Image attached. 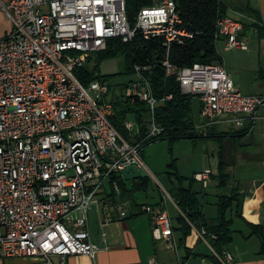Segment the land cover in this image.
<instances>
[{
	"label": "built area",
	"instance_id": "built-area-1",
	"mask_svg": "<svg viewBox=\"0 0 264 264\" xmlns=\"http://www.w3.org/2000/svg\"><path fill=\"white\" fill-rule=\"evenodd\" d=\"M126 3L0 0V13L9 21L0 37V264L38 258L53 264V256L62 264L74 256L94 259L100 250L90 240L94 208L103 211L104 225L130 215V205L120 200L112 179L130 166L146 171V165L142 142L131 143L111 121L113 96L147 106L145 140L163 135L155 114L172 96L156 97L142 73L148 68L137 67L135 79L121 93H113L102 80L85 86L76 72L92 55L105 51L112 38L130 42L139 31L146 39L164 38L169 47L194 35L182 26L173 0L142 9L135 26ZM243 31L237 18L218 21L217 38L229 50L248 49ZM163 66L177 78L183 94L199 98L204 128L220 120L246 128L264 109V95H244L223 65L180 69L167 59ZM124 128L130 136L140 134L134 115ZM213 174L205 169L195 178L207 187ZM111 183L116 198L107 195ZM141 211L152 217L156 240L173 236L171 217L161 204L143 205ZM215 255L222 264H236L230 252Z\"/></svg>",
	"mask_w": 264,
	"mask_h": 264
},
{
	"label": "trees",
	"instance_id": "trees-1",
	"mask_svg": "<svg viewBox=\"0 0 264 264\" xmlns=\"http://www.w3.org/2000/svg\"><path fill=\"white\" fill-rule=\"evenodd\" d=\"M127 15L131 26H135L140 11L146 7H152L165 0H126ZM183 21V27L192 33L194 37L188 39L185 44L173 43L169 47L161 37L146 39L141 32H137L130 42H124L120 38L108 40L107 49L98 52L89 58L88 64L76 72L81 82L88 86L95 80L107 81L111 84L112 92H123L136 77V68H148L142 71L151 84L152 90L158 99L172 96L156 110V121L165 129L159 138L146 139L148 133V108L144 103L131 104L120 96H113L115 114L111 121L118 132L131 143L142 142V151L151 143L160 140H168L171 145L183 139L198 141L200 139H218L221 143L218 172L213 178L221 191L229 189L233 180L228 168L229 163L226 148L222 138L242 137L247 135L249 127L234 132H216V129L204 128L198 125L193 117V100L197 96L183 94L180 83L174 76H168L163 63L168 59L177 68L192 67L195 64H219L223 65V58L219 53L217 38L218 21L229 16L232 9L226 0H173ZM242 7V6H241ZM241 7L232 10L248 13L254 20L252 27L256 28L261 38H264V20L258 11L243 9ZM248 27L244 24V30ZM122 58L123 63L119 72L115 75H103L100 71L101 64L105 60ZM116 77L127 78V81H116ZM134 115L139 124L140 134L130 136L124 128V121ZM201 130H204L201 131ZM145 140V141H144ZM174 170L167 173L172 183L170 196L179 207L181 214L178 218L179 231L186 238L196 228L203 233L204 238L219 256L230 251L234 241V220L229 213L236 211V217H242L244 196L240 193V186H234L227 193L218 196L217 217L207 220L203 210L199 194L194 191L192 185L195 178H186L180 174L176 160L170 165ZM189 187H185V182ZM116 182L122 202H129L133 209L138 208L135 196L140 192H147L151 183L149 176L134 180L132 186L121 176L115 175L112 183ZM111 183L113 198L118 196ZM127 219V218H126ZM251 235L256 236L261 242V253L264 254V225H255L247 222ZM174 230V228H173ZM212 260L215 264H222L215 255Z\"/></svg>",
	"mask_w": 264,
	"mask_h": 264
},
{
	"label": "crops",
	"instance_id": "crops-1",
	"mask_svg": "<svg viewBox=\"0 0 264 264\" xmlns=\"http://www.w3.org/2000/svg\"><path fill=\"white\" fill-rule=\"evenodd\" d=\"M240 4H242V7L236 6L235 4L229 5L232 9L237 7H241L243 9V7H245V9L256 10L264 20V0H243ZM232 9L229 11V16L241 20L243 24L248 27L241 34V39L247 43L248 33H252L255 36L257 35V37L261 39V36L256 28L252 27L254 20L249 17L248 13H241ZM219 43L225 45L226 50L229 51L223 40ZM240 50L248 51L249 45L248 49ZM219 53L221 55L220 50ZM223 66L226 68L224 59ZM229 76L231 77L230 74ZM258 95H264V93ZM199 108L200 114V100ZM262 110L263 112L260 113ZM260 111L257 113L255 123L247 126L250 128L248 134L242 137H247L254 132L258 120L264 122V109H261ZM199 123L200 120L197 124L199 125ZM242 129L244 128H238V130ZM234 138L235 137L222 138L227 156L230 155L228 145L232 143ZM231 162L235 163V161L232 160ZM218 166L219 161L217 169L215 170L211 167H206L194 171L191 176L180 174L186 178H195L197 173L202 172L205 169H212L214 172L213 176H215L218 172ZM231 168L232 165L229 163L228 170ZM213 176L207 187H205L203 183L196 178L192 185L194 191L199 194L202 210L206 219L211 221L217 217L218 196L223 192L217 187V182ZM169 182L171 183L170 180ZM237 186H240V193L244 196L242 210L243 218L236 217L235 210L229 213V217L234 220L233 227L235 230L234 241L230 246L229 252L235 257L236 264H264V254L261 253V242L256 236L251 235V230L247 225V222L255 225H264V178H253L249 182H247L244 178L241 179V182ZM185 187H189L188 181L185 182ZM170 190L163 191L159 200L153 204L141 201L139 199L140 194L135 196L138 208L133 209L130 205V215L127 219L114 221L110 224L104 225L103 211L100 209L98 210V208L95 207L94 211L90 215L89 233L91 242L100 248L96 258L91 259L87 256H74L68 258L65 264H215L212 260L215 256L213 248L208 241L201 236V233L196 228H193L191 233L186 238H184L183 233L179 231L180 224L178 222V218L181 211L170 196ZM106 192L107 195L113 194L111 184L107 186ZM146 204H161L165 211H167L171 217L174 228L173 236L171 238L163 240H156L154 238L152 231V217L141 211V207ZM51 260L53 264H62L56 256L51 257ZM29 261L32 262L30 263ZM22 262H24L22 264H48L43 259L39 258L22 260Z\"/></svg>",
	"mask_w": 264,
	"mask_h": 264
},
{
	"label": "rangeland",
	"instance_id": "rangeland-1",
	"mask_svg": "<svg viewBox=\"0 0 264 264\" xmlns=\"http://www.w3.org/2000/svg\"><path fill=\"white\" fill-rule=\"evenodd\" d=\"M226 1L231 5L241 6L240 3L243 0ZM8 29L9 21L5 15L0 13V37ZM247 41L248 51H227L225 45L221 43H219L218 48L236 88L244 95H258L264 93V38L260 39L257 35L248 33ZM122 63V58L105 60L101 64L100 71L103 75H115L119 72ZM116 81L126 82L127 78L116 77ZM199 109V100L194 99L193 117L197 123L200 120L199 125H201ZM209 128L210 130L216 129L217 133L238 130L234 123H228L225 120L217 121L211 124ZM201 131L204 132V130ZM220 144L218 139H201L199 141L183 139L173 145L168 140H160L146 146L141 153V158L146 165V172L151 178V183L147 192H140L136 196L140 194L139 199L141 201L153 204L159 200L163 191L170 190L171 183L167 173L174 170L170 167L174 160L177 162L178 171L184 175L191 176L194 171L206 167L217 169L221 150ZM228 146L230 151V155L227 156L228 162L232 165L229 172L234 177L229 189L237 186L244 178L247 182L253 178H264V122L258 120L252 134L242 138L235 137ZM129 185L132 186V182H129ZM229 189L222 193H227ZM22 263H24L22 260L8 261V264Z\"/></svg>",
	"mask_w": 264,
	"mask_h": 264
},
{
	"label": "water",
	"instance_id": "water-1",
	"mask_svg": "<svg viewBox=\"0 0 264 264\" xmlns=\"http://www.w3.org/2000/svg\"><path fill=\"white\" fill-rule=\"evenodd\" d=\"M121 176L125 181H134L148 176L145 170H138L135 166H130L121 172Z\"/></svg>",
	"mask_w": 264,
	"mask_h": 264
}]
</instances>
